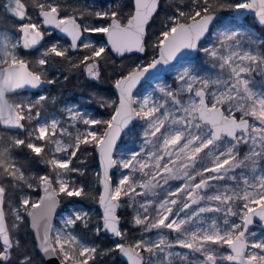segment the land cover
<instances>
[{
    "label": "snow or ice",
    "instance_id": "snow-or-ice-1",
    "mask_svg": "<svg viewBox=\"0 0 264 264\" xmlns=\"http://www.w3.org/2000/svg\"><path fill=\"white\" fill-rule=\"evenodd\" d=\"M29 7L37 10L38 20L28 14ZM160 7L161 0H132L130 12L122 17L119 4L94 10L66 5L62 0H7V10L19 21L21 36L13 42L0 32V47L12 54L10 65L16 73L12 91L16 93L54 83L42 77L45 66L53 65L55 58L98 81L108 49L123 59L143 55L150 46L157 56L115 79L117 99L100 103L112 108L109 119L68 106L63 110L66 121L53 114L29 133V142L16 138L8 148L10 176L16 171L21 174L19 189L38 187L44 195L35 201L23 195L19 204H10V228L4 211L6 189L0 187V264H10L21 247L14 230L25 214L41 253L58 264H95L98 255L111 252L126 258V264H264V238L252 240L248 235L253 217L264 220V81L257 85L252 78L254 72L264 76V39L236 22L223 24L216 14L225 7L237 13L251 12L264 29V0H235L227 5L224 0H169L170 14L161 21L159 36L148 45V27ZM94 20L109 23L97 25L91 22ZM43 26L58 30L70 42L67 46L53 42L34 62L36 70H30V62L18 56L17 48L40 45L46 35ZM101 33L107 37L106 44L85 38V34ZM209 37L212 40L202 46ZM72 50L87 54L76 62L69 55ZM199 52L211 59L220 75L197 74L185 53ZM174 64H179L175 88L158 83L152 91L134 95L133 90L158 66ZM46 99L40 95L33 102L22 100L14 121L0 126L23 129V122L32 120L33 109ZM39 116L37 111L36 118ZM136 121H143L141 145L117 157L118 141L134 130ZM89 145L98 150L102 169V175H96L102 185L98 203L103 212L94 231L113 240V247L104 250L73 234L78 223L84 227L90 223L89 214L82 209L69 207L61 217L62 228L52 224L61 194L68 198L87 194L84 185H77L69 174H85L73 166V160L82 146ZM21 146L37 156L46 149L49 152L43 162L50 171L35 177V186L33 177L24 174L12 155ZM242 146L248 150L241 158ZM112 169L121 170L115 182ZM237 169L242 171L237 174ZM170 181L180 183L172 188ZM122 208L132 209V225L142 228L144 234L156 230V237L142 234L129 242L118 212ZM237 216L240 223L230 219ZM19 264H33L32 257L24 252Z\"/></svg>",
    "mask_w": 264,
    "mask_h": 264
},
{
    "label": "trees",
    "instance_id": "trees-1",
    "mask_svg": "<svg viewBox=\"0 0 264 264\" xmlns=\"http://www.w3.org/2000/svg\"><path fill=\"white\" fill-rule=\"evenodd\" d=\"M113 5L119 4L121 6V14L122 17H126L131 10L132 7V0H110ZM25 3H28L29 0H24ZM225 4H230L228 0H224ZM68 3V2H67ZM164 6V0H161V7L159 10L158 15L150 21V25L148 27V36L147 42L148 45L154 42L156 37H158V30L160 29L161 21L164 18V14L162 12V7ZM169 7V4L166 5ZM37 10L29 7V13H35ZM232 9L225 7L223 9H217V12L224 15L231 13ZM8 16L7 23L14 24L15 19L5 10L0 11V20L3 17ZM250 23L262 32L264 36V29H261L260 26L256 23L255 18L250 19ZM2 26L3 23L0 22ZM44 28V26H43ZM95 38H103L101 34H94ZM48 39H53L56 37V33H50V35L45 36ZM50 37V38H49ZM263 46V45H262ZM38 46L33 49L25 50L22 47L19 48V55L22 59L26 62H30L29 66L31 70H36L37 66L35 65V61L38 55ZM70 51L69 55L72 57L73 61L78 62L80 58L77 55H74ZM82 54L85 55L86 53L82 50ZM108 58L103 60L102 67H101V78L96 81L89 79L82 69H73L71 65H69L66 61L61 60L60 58H55V63L51 66H45V73L43 75L44 78L54 80L55 82L50 84L48 87V94L54 96V101H60L62 98L66 96H72L76 94H88L91 93L92 100L89 102L93 108L99 113L104 112L108 117L112 115V108L111 107H101L100 103L103 98H98L94 93L98 95L108 96V97H116V94L113 89L115 79L119 78L121 74L126 73L131 68L135 67L137 64L146 63L151 61L155 56L156 52L149 46L147 51L141 54H130L126 55L123 59L114 56V54L107 50ZM143 56L142 62L138 63L140 56ZM20 91L16 92H9L6 93V97L9 100H15V96ZM71 93V94H70ZM117 98H113L112 100H116ZM45 101H49L46 99ZM24 123V122H23ZM25 132V131H24ZM22 132V134H24ZM10 133L11 130H7L0 127V184L6 189L5 193V204H4V211L7 215V223L8 226L11 228L13 225L12 217L9 213V205L12 203H19L21 189H19V182L20 178H18V174L15 172L14 177L10 176L12 170H6L3 161V153H2V145L5 143H9L10 147L14 146V141L10 140ZM23 139L27 142L29 141L26 134H24ZM13 155L17 156L22 164V168L26 173L31 171L35 172L37 175L38 173L47 171L49 173L50 168L47 166L43 161L49 158L47 150L41 154V156H37L36 154L32 153L26 146H21L17 148L13 153ZM81 152L78 154V157L81 156ZM85 157L83 163L79 164V168L85 171L84 175H78L80 179H82L83 184L85 185V189L91 185V182L94 178V173L97 170L98 162L94 152V147L91 146V152L85 153L82 155ZM112 179H114V173L111 174ZM15 185V187H14ZM98 185L95 187L96 189L90 191L83 197H72L68 198L63 194L60 195L61 207L58 210H62L68 203L72 202H81L85 205H96L97 198H98ZM32 196L37 195L39 197L40 190L38 187L32 188L31 190ZM57 212V213H58ZM119 215L122 217L123 228L127 229L128 231V241L131 242L135 237L136 233L134 231L137 226H134L130 223L131 220V210L129 208H122L119 211ZM77 227L81 230V232L87 235L91 241L99 246L100 250L109 249L113 247V240L112 238L105 233H101L100 236L95 234V231L92 230V222L88 224V227H84L81 223L77 224ZM14 236L20 241L21 247L13 253L12 260L10 264H19V259L24 252H27L28 255L32 257L33 264H44L40 254L36 249V244L33 238V234L29 230L28 220L26 215L21 223L14 230ZM95 264H126L118 255V252H111L107 255H98Z\"/></svg>",
    "mask_w": 264,
    "mask_h": 264
},
{
    "label": "rangeland",
    "instance_id": "rangeland-1",
    "mask_svg": "<svg viewBox=\"0 0 264 264\" xmlns=\"http://www.w3.org/2000/svg\"><path fill=\"white\" fill-rule=\"evenodd\" d=\"M228 1L230 2V4L235 2V0H228ZM5 2H6V0H0V11L5 10ZM62 2L65 3L66 5L87 7V8L94 9V10H98L101 8H107L110 4L113 5V3L110 0H62ZM189 2H190V0H189ZM167 4H169V0H164V6L162 7V12L164 14V17L167 14H170V11H171V9L169 7H166ZM232 11H233V9H232ZM232 11L229 14H224V15L221 14L220 18H221V21L223 24H229L230 22H236L237 26H242L246 31L252 32L259 39H264L262 32H260V30L258 28H256V26H254L250 23V19L251 18L254 19V16H252L250 14H246L244 16L237 17L233 14ZM28 14L30 16L36 18L37 20L39 19L37 17V11L35 13H28ZM8 18H9L8 16H5V17H3V19L0 20V22L3 23L2 26L0 25V32L4 33L5 36L9 35L11 37L12 41L16 42L17 40L20 39V36H21V34L17 31V28L19 27V21H15L14 24L7 23L6 21ZM125 21L126 20H124L123 22H125ZM91 22H94L97 25L109 23V21H104V20H94ZM220 26L221 25L218 22L217 27H220ZM41 30L44 31L46 33V35H49L51 33V29L45 30L42 27ZM161 30L162 29L160 27V29L158 30V36H159V33ZM215 31H216V29H213V32H215ZM85 38L88 40H91L97 44H106V42L103 38H101V39L95 38L94 34H85ZM211 40H212V37H209L207 40L202 42V46H205ZM56 41H60L61 45H64V46H67L69 44L68 42L63 40L61 38V36L55 37L53 39H51V38L48 39L45 37L44 40L41 42V44L38 45L37 58L40 56V53L46 47L50 46L53 42H56ZM261 48L264 49V45L263 46L261 45ZM18 50H19V48H17V54L20 57ZM72 51H73L72 53L74 55H77L80 58L83 56L82 50H80V51L72 50ZM11 58H12L11 52L4 49L3 47H0V67L7 65L4 63L5 60H8L9 61L8 64H10ZM142 60H143V56H140L138 63L142 62ZM188 60L190 61L191 65L196 68L197 74H199V75H202V76L208 75V76L215 77V76L221 74V70L218 67H213L211 59L207 55H205L203 52L197 53L195 57L188 58ZM178 67H179V64H176L168 72L160 75L159 79L151 78V79L143 82L139 86V88L137 89V91L135 92L134 95L141 96L143 94H146L148 91H152L155 88L156 84H158V83H164L167 85H171L173 88H175L176 87L175 76H176V70ZM225 78H226V76H225ZM252 78L255 80L257 85L261 84V82L264 81V76H262L259 72L252 73ZM94 94L98 98H103L104 101H111L113 98H116V97L111 98L108 96L98 95L96 93H94ZM40 95H46L48 97L49 101H43L37 108L33 109V112H32L33 119L32 120H30V121L25 120L24 121V126H25L24 134H26L28 138H29V133L32 132L38 126L39 123H43L45 120H50L52 118L53 114L55 115V117L57 119H62L63 121H66L67 120V114L63 110L68 106L78 107L79 110H81L82 112L87 113L88 115H92L95 118H99V119H109L110 118L104 112L99 113L95 110V108H93L91 105H89L90 104L89 102L92 100L91 93H88L87 95L86 94H84V95L76 94V95H72V96H66V97L62 98L60 101L55 102L54 96L48 94V88H45V89H42V90L36 91V92L35 91L21 90L15 96V100L14 101L10 100V101L13 104L14 108L19 112V104L22 102V100L25 102H33ZM155 95L157 97H159L160 94L157 92ZM161 102H163V101H161ZM37 111L40 113L39 119L36 118V112ZM135 124H136V127L134 128V130L128 134H125L123 136L122 140L120 141V143L116 149L117 157H119L121 153L126 154L128 152V150H130V149L136 150L141 145L143 121H138ZM81 127H82V125H81ZM24 134H22L20 131L11 130L10 140L15 141L16 138L23 139ZM57 138L59 139L60 137H57ZM27 142H29V141H27ZM35 143H37V146H39V144L41 142L37 141ZM9 147H10L9 143H5L2 145V153H3L2 156H3L4 166H5L6 170H12L11 160H10L9 155H8V148ZM150 148H151V146H149V149ZM247 150H248L247 146L241 147V149H240L241 158L243 157L244 153ZM47 152H48V150H47ZM90 152H91V146L90 145L89 146H82V149H81L82 155H85V153H90ZM82 155L73 160V166L79 168L78 166L80 164V161L85 159V157ZM13 156L18 161V166L21 167V170L24 172V174L26 176L33 177L31 182L33 183L34 186L38 184V181L35 179V177H38L40 175L48 173L47 171L38 173V175L33 171L26 173L23 170L22 164H21L20 160L17 158V156H15V155H13ZM48 156H49V152H48ZM261 166L264 167V161L261 162ZM240 171H242V170L237 169V174ZM16 173L18 174V178L21 179L20 172L16 171ZM97 173H99L98 167L94 173V178L91 182V185L88 187V189H85L86 193H89L90 191L96 189L95 187L98 185V179H97V175H96ZM113 173H114L113 181L115 182L119 178L121 170L115 169L113 171ZM69 179L74 180L77 185H81V184L84 185L82 179H80L76 173H70ZM179 183H180V181H170V186L172 188H174V187L178 186ZM229 183H231V182H229ZM84 187H85V185H84ZM97 188L99 191V187H97ZM31 190H32V188L30 189V188L25 187L21 191L20 198L23 195H27L33 201L38 200L37 195L32 196ZM12 204H19V203H12ZM69 207H75L76 209H82L83 211L87 212L89 214L90 222H92V230L95 229L97 221L101 217L99 209L97 208V206H94V205L88 206V205H85L81 202L68 203L62 210H60L57 213L56 220L54 223L55 228H57V229L62 228L61 217L65 214L66 210ZM130 210H131V217H132L133 212H132V209H130ZM9 213H10V216L12 217L11 208H9ZM207 215L211 216L213 214H207ZM216 215H217V218L219 219V214H216ZM230 219L236 223H240L238 216L237 217H231ZM12 222H13V217H12ZM81 225L83 226V224H81ZM134 233H136V237L133 240L139 239L141 237V235L144 234L143 229L140 227H138V229L136 228ZM253 233L255 234L254 236H252ZM73 234H75L77 237H79L80 240H82L86 244H94L87 235H85L81 232V230L77 227V225L74 228ZM144 235L151 237V238H155L157 235V231L153 230L152 232L144 234ZM172 235H174V234H170V236H172ZM248 235H249V239L260 240V239L264 238V228H262L259 224H257L255 226H253L248 231ZM94 245H96V244H94ZM175 250L181 251V252L187 251V250L179 249V248H177ZM177 264H179V262H177Z\"/></svg>",
    "mask_w": 264,
    "mask_h": 264
},
{
    "label": "water",
    "instance_id": "water-1",
    "mask_svg": "<svg viewBox=\"0 0 264 264\" xmlns=\"http://www.w3.org/2000/svg\"><path fill=\"white\" fill-rule=\"evenodd\" d=\"M5 9L6 11L8 12L7 10V0L5 2ZM233 14L237 17H241V16H244L246 14H250L252 16H254L253 13L251 12H241V13H237L234 9H233ZM9 13V12H8ZM16 21L17 18L14 17L13 14L9 13ZM219 17H220V13H216ZM126 22V21H125ZM45 28H48V29H51V27L49 26H44ZM56 33L57 35L59 36H63V37H66L64 36V34L60 33L58 30H56ZM69 39V38H68ZM103 39L105 40V42L107 43V37L106 35L103 34ZM138 54V53H137ZM197 53H185V56L187 58H193L196 56ZM114 56H116L114 54ZM156 56H157V53H156ZM155 56V57H156ZM117 57V56H116ZM154 57V58H155ZM176 64H174L173 66H175ZM173 66H164V65H160L158 66V68L156 70H154L151 74H149L148 78L145 79V80H142L141 81V84L151 78H153V76H160L166 72H168ZM31 70V69H30ZM44 78V77H42ZM15 79H16V73L15 71L11 68V65L10 64H7V65H4L2 67H0V124H7V123H10V122H13L14 121V118L16 116V114L18 113V111L14 108L13 104L11 103V101L6 97V93H9V92H14L12 91V89L15 87ZM47 79V78H46ZM140 84V85H141ZM50 84H44L41 88L39 89H31V88H26L24 90L26 91H40L42 89H45V88H48ZM137 86L136 89H134V94L135 92L137 91V89L139 88V86ZM113 89H114V92L116 94V98H117V90L114 88L113 86ZM138 121H136L135 123H137ZM1 128H4V129H7V130H14V131H20L21 133L24 132L25 130V126L23 129H19V128H6V127H3V126H0ZM124 136V135H123ZM122 136V138H123ZM121 138V140H122ZM118 141V145L120 143V141ZM94 152H95V155H96V158H97V162H98V169H99V173H101L102 175V169H101V165H100V158H99V153H98V150L94 148ZM115 169H112L110 170V175L112 174V172L114 171ZM0 187H3L1 184H0ZM98 187H99V194L100 192L102 191V185L99 183L98 181ZM4 188V187H3ZM40 194H39V197L44 195L42 189H40ZM99 194H98V198H99ZM38 197V198H39ZM98 198H97V202H96V205H97V208L99 209L100 211V214L102 216V212H103V209L102 207L99 205L98 203ZM61 207V201H60V197H59V206L56 210V212L54 213L53 215V219H52V224L54 225L55 223V220H56V216H57V212L58 210L60 209ZM120 211V209L118 210V212ZM27 217V220H28V226H29V230L31 231V233L33 234V238H34V241H35V244H36V249L38 251V253L40 254L44 264H58L57 260L56 259H48L46 258L40 251L38 245H39V240L37 239V235H36V232L31 228V221H30V218L26 215ZM259 224L262 228H264V220H261L258 216L257 217H253V223L251 225H249V228H248V231L255 225ZM119 257L126 263V258H124L123 256H121L119 253H118Z\"/></svg>",
    "mask_w": 264,
    "mask_h": 264
},
{
    "label": "flooded vegetation",
    "instance_id": "flooded-vegetation-1",
    "mask_svg": "<svg viewBox=\"0 0 264 264\" xmlns=\"http://www.w3.org/2000/svg\"><path fill=\"white\" fill-rule=\"evenodd\" d=\"M29 13V12H28ZM26 22V21H25ZM44 29L46 30V29H48V28H45L44 27ZM53 32H55L56 33V30H54L53 28H51V33H53ZM103 35V34H102ZM56 37H59V35H57V33H56ZM61 38L63 39V40H65L66 42H70V40L67 38V37H63V36H61Z\"/></svg>",
    "mask_w": 264,
    "mask_h": 264
}]
</instances>
